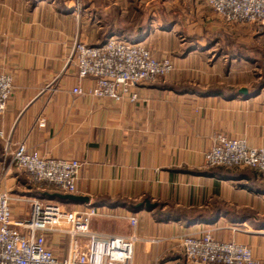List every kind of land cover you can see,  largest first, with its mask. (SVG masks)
I'll return each mask as SVG.
<instances>
[{"label": "crops", "instance_id": "obj_1", "mask_svg": "<svg viewBox=\"0 0 264 264\" xmlns=\"http://www.w3.org/2000/svg\"><path fill=\"white\" fill-rule=\"evenodd\" d=\"M96 2L0 0V73L14 85L0 121V190L13 197L14 219L28 217L27 198L40 191L13 162L25 143L82 163L74 194L90 202L68 204L99 208L93 232L135 235L131 264H190L181 239L207 232L251 246L264 264V174L205 164L217 133L264 146V26L226 20L205 0ZM113 35L142 41L175 69L139 84L133 102L94 96V80L78 75L74 47ZM67 243L51 238L58 258Z\"/></svg>", "mask_w": 264, "mask_h": 264}, {"label": "built area", "instance_id": "obj_2", "mask_svg": "<svg viewBox=\"0 0 264 264\" xmlns=\"http://www.w3.org/2000/svg\"><path fill=\"white\" fill-rule=\"evenodd\" d=\"M226 20L264 26V0H205ZM75 63L81 78L94 80L91 94L114 101L137 100V87L155 80L175 69L170 58L156 59L145 44L118 36L102 43L78 41L74 47ZM14 92L13 78L0 73V121ZM75 93H83L75 88ZM41 116L38 126L44 127ZM4 133L0 129V137ZM13 162L27 172L35 184L55 186L65 193L77 191L82 163L73 158L43 156L28 150L25 143L16 145ZM208 167H251L264 174V146L249 147L243 138L218 133L205 154ZM39 186V185H38ZM39 188V187H38ZM40 189V188H39ZM42 190V189H40ZM13 197L0 190V264H131L134 256L135 235H100L90 228L92 217L99 208L68 209L57 200L33 196L28 217H13ZM136 215L130 217L137 224ZM67 237V252L58 258L50 244L53 236ZM186 260L191 264H259L253 249L235 240L222 241L211 233L185 235L181 239Z\"/></svg>", "mask_w": 264, "mask_h": 264}, {"label": "water", "instance_id": "obj_3", "mask_svg": "<svg viewBox=\"0 0 264 264\" xmlns=\"http://www.w3.org/2000/svg\"><path fill=\"white\" fill-rule=\"evenodd\" d=\"M241 93H247L246 89H241ZM47 199H53V200H58L62 203H74V204H88L90 202L89 197L87 196H82V195H77L74 193H65V192H50L46 193ZM146 206L154 208L156 204H151L150 202L146 201L145 202ZM142 206V204H137L134 207L138 208Z\"/></svg>", "mask_w": 264, "mask_h": 264}, {"label": "rangeland", "instance_id": "obj_4", "mask_svg": "<svg viewBox=\"0 0 264 264\" xmlns=\"http://www.w3.org/2000/svg\"><path fill=\"white\" fill-rule=\"evenodd\" d=\"M78 1H87V0H78ZM95 1H98V2H96L97 4L96 5H98V6H96L97 8H99V0H95ZM207 3V2H206ZM209 5V4H208ZM213 9V8H212ZM83 10V9H82ZM214 10V9H213ZM250 24H255V23H250ZM167 43L168 44H170V46H171V40H168L167 41ZM154 56V55H153ZM155 57V56H154ZM156 58V57H155ZM163 58H169V57H163ZM162 58V59H163ZM157 59V58H156ZM158 60H161V59H158ZM168 75H170V73L169 74H167V75H160V76H158V77H156V79L155 80H151V81H145V82H155V81H158L159 79H160V77H165V76H168ZM218 134V133H217ZM223 134V133H222ZM225 135V134H224ZM215 136V135H214ZM214 138V137H213ZM233 138H238V137H233ZM243 167H247V166H243ZM249 168H251V167H249ZM33 183V182H32ZM33 184H35V183H33ZM37 187H39L40 189H46V190H50V191H52V192H63V191H60L58 188H56L55 186H51V185H48V184H35ZM39 185V186H38ZM64 205H65V207L66 208H68V209H72V204H68V203H63ZM264 222V221H263ZM240 230L242 229L241 227H238ZM241 243V242H240ZM64 245L65 244H61V248H63L64 249ZM249 246V245H248ZM251 247V246H250ZM252 248V247H251ZM253 249V248H252ZM254 256H255V254H254ZM255 258L256 259H258L259 260V264H261V261H260V259L258 258V257H256L255 256ZM191 264V263H190Z\"/></svg>", "mask_w": 264, "mask_h": 264}, {"label": "trees", "instance_id": "obj_5", "mask_svg": "<svg viewBox=\"0 0 264 264\" xmlns=\"http://www.w3.org/2000/svg\"><path fill=\"white\" fill-rule=\"evenodd\" d=\"M234 168H236V167H234ZM218 170H220V171H225V170H227V171H231V169H229V168H225V167H220V168H218ZM206 173H212V171L211 172H206ZM50 192H52V191H50V190H40V191H38V197H41V198H46L47 197V195H45L46 193H50Z\"/></svg>", "mask_w": 264, "mask_h": 264}]
</instances>
